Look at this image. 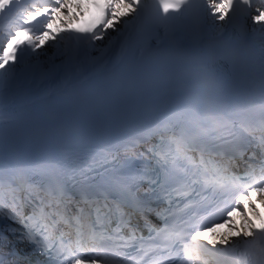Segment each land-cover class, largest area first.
Listing matches in <instances>:
<instances>
[{
    "label": "snow or ice",
    "instance_id": "6c2138e0",
    "mask_svg": "<svg viewBox=\"0 0 264 264\" xmlns=\"http://www.w3.org/2000/svg\"><path fill=\"white\" fill-rule=\"evenodd\" d=\"M88 4L97 10L94 20L73 27L84 0H0V87L18 73L34 78L27 61L50 40L58 49L74 45L43 77L54 91L111 72L112 96L162 103L159 93L167 88L179 102L163 106L155 120L137 122L124 137H111L96 162L104 169L99 179L90 175L93 166L79 169L78 194L69 192L56 167L41 169L39 181L23 170L0 173V220L19 225L20 239L46 264H222L229 256L236 264H264V217L258 228L250 215L261 216L252 193L264 202V120L257 138L256 125L224 109L223 69L235 68L239 54L208 27L224 22L264 87V0ZM56 23L62 33L53 30ZM22 34L29 38L21 41ZM106 37L104 55L85 66L81 52ZM245 133L255 150L238 174L236 144ZM142 143L147 147L139 151ZM121 150L132 153L135 166H117ZM225 224L234 238L205 235Z\"/></svg>",
    "mask_w": 264,
    "mask_h": 264
},
{
    "label": "bare ground",
    "instance_id": "6f19581e",
    "mask_svg": "<svg viewBox=\"0 0 264 264\" xmlns=\"http://www.w3.org/2000/svg\"><path fill=\"white\" fill-rule=\"evenodd\" d=\"M84 3V15L73 23V27H87L91 23V18L89 17V13H91L90 5L88 0H84ZM74 11L76 10L74 9ZM7 24L8 21L5 20V27H7ZM56 25L59 26L58 29H61L59 23H56ZM208 27L211 36L217 40L229 29L222 21H216L214 25L209 21ZM28 38V35L22 34L19 39L25 41ZM106 44L107 37L104 42L96 41L95 48H89L87 52H81L80 60L87 66L95 58L104 55L102 49ZM73 46L71 42H66L61 49H53L50 44H44L41 49L37 50L40 54L38 56H30L27 61L29 65L28 71L34 78H25L18 73L16 80L0 87V130L8 126H15L22 133L43 136L52 144L46 146L34 145L28 148L31 150L32 156L25 163L21 161L15 167L16 170H23L33 175L51 163L56 156H64L62 154L64 149H54L58 148L56 146L59 145L58 143L62 139L57 133L61 129L64 139L73 141L71 146L95 145V139L102 138L114 128L115 125L107 127L110 125L111 120L115 118V114L112 112L124 109L122 106H132L138 101L136 98L121 99L109 94L113 80L111 72L102 73L89 80H77L66 90L54 91L56 86L43 80V77L61 63L62 56L71 55ZM68 116L74 122L80 119L82 121L75 122L69 127L61 126L60 123H57L58 119L64 120ZM107 119L109 120L106 121ZM83 125L85 126L81 131V126ZM96 129H98V133L90 136L87 134ZM82 138L85 139L81 142L76 141ZM65 144L66 146L68 145L67 142ZM25 150L27 149H0V173H3L1 169L6 158H15L12 153H20V151ZM68 151L71 152V150ZM8 163L10 164V162ZM250 200L256 204L261 213V216L258 217L250 212L256 226L259 228L262 226L261 217H264V202L261 201L260 195ZM233 220L237 225L241 223L239 215H234ZM16 226L18 225L12 224L10 221L0 220V253L7 257L6 261L11 263L21 261V256L31 251L25 246V243L22 244V240H19L18 235L20 234L18 230L15 233L12 232V229L16 228ZM233 232L234 229H230L226 225L208 237L219 240L222 235H227L230 238H234ZM3 236H12L14 238L8 242L10 246L12 245L11 248H8Z\"/></svg>",
    "mask_w": 264,
    "mask_h": 264
},
{
    "label": "rangeland",
    "instance_id": "374dc122",
    "mask_svg": "<svg viewBox=\"0 0 264 264\" xmlns=\"http://www.w3.org/2000/svg\"><path fill=\"white\" fill-rule=\"evenodd\" d=\"M58 27H59V26H57L56 24H54V25H53V30L62 33L63 30H64V29H63V26L61 25V29H58ZM55 28H56L57 30H56ZM48 44H51V41H50V40H49V42L46 43L45 45H48ZM52 47H53V49H57V47H55V46H52ZM62 47H63V46H62ZM3 238H4L5 243L7 242L6 245L8 246V248H9V247L11 248L12 245L10 246V245L8 244V242H10V240L12 239V237H11V236H3ZM8 248H7V249H8Z\"/></svg>",
    "mask_w": 264,
    "mask_h": 264
}]
</instances>
